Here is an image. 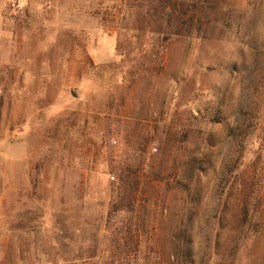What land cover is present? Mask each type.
I'll return each instance as SVG.
<instances>
[{
  "label": "rangeland",
  "instance_id": "374dc122",
  "mask_svg": "<svg viewBox=\"0 0 264 264\" xmlns=\"http://www.w3.org/2000/svg\"><path fill=\"white\" fill-rule=\"evenodd\" d=\"M199 1L191 37L157 0L8 1L0 264H161L192 207L195 264H264V0ZM189 129L213 164L193 204L153 181Z\"/></svg>",
  "mask_w": 264,
  "mask_h": 264
},
{
  "label": "trees",
  "instance_id": "16d2710c",
  "mask_svg": "<svg viewBox=\"0 0 264 264\" xmlns=\"http://www.w3.org/2000/svg\"><path fill=\"white\" fill-rule=\"evenodd\" d=\"M159 18L163 23L167 24L169 32L173 37H191L193 35H201L202 26L193 29L194 21L191 20L192 26L187 28V17L190 13L196 14L200 1L194 0H157ZM207 7V6H206ZM219 8L210 7L207 17L214 12L217 13ZM220 13L217 14V16ZM223 19H231L229 13L223 14ZM216 22L221 20L217 19ZM162 30V28H161ZM242 115L237 118L236 126L231 128V133L237 135L243 128L247 126V119ZM198 116H195V118ZM215 122H220L218 118ZM202 129H189L185 134L186 139L181 141L179 134H175L173 138L166 137L164 140L160 138L162 144V152L156 156L159 162V170L153 172V181L156 183H166L172 185L174 191H183L187 194V198L193 204L199 196V183L201 176L209 172L213 168L212 162L208 159L203 145L208 144L209 138H203ZM164 145V149H163ZM168 147V151L166 149ZM175 151L176 160L173 165H167L168 152ZM178 158H181L178 161ZM135 189L134 191H136ZM134 195V194H133ZM132 195V196H133ZM134 197V196H133ZM118 208L114 207L113 212L117 213ZM194 207L190 209L189 218L184 219L187 215L183 211L184 218H181L176 227L171 230L172 250L169 260L161 264H195V254L193 251V240L191 236L192 219L195 215ZM112 212V214H113ZM111 217V214H110ZM118 263V262H117ZM113 262L112 264H117ZM119 264V263H118Z\"/></svg>",
  "mask_w": 264,
  "mask_h": 264
},
{
  "label": "crops",
  "instance_id": "0c3cea01",
  "mask_svg": "<svg viewBox=\"0 0 264 264\" xmlns=\"http://www.w3.org/2000/svg\"><path fill=\"white\" fill-rule=\"evenodd\" d=\"M8 1L9 0H0V20H1L2 15L4 14V9L7 6ZM7 157H10V155H8Z\"/></svg>",
  "mask_w": 264,
  "mask_h": 264
}]
</instances>
